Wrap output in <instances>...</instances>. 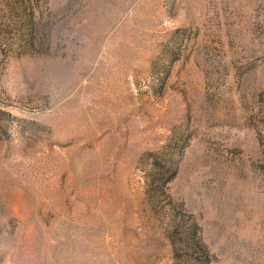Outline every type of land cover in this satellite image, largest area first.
Returning <instances> with one entry per match:
<instances>
[{
    "label": "rangeland",
    "instance_id": "rangeland-1",
    "mask_svg": "<svg viewBox=\"0 0 264 264\" xmlns=\"http://www.w3.org/2000/svg\"><path fill=\"white\" fill-rule=\"evenodd\" d=\"M0 264H264V0H0Z\"/></svg>",
    "mask_w": 264,
    "mask_h": 264
}]
</instances>
